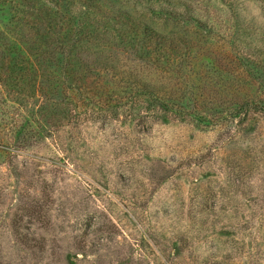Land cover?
<instances>
[{"label":"rangeland","instance_id":"obj_1","mask_svg":"<svg viewBox=\"0 0 264 264\" xmlns=\"http://www.w3.org/2000/svg\"><path fill=\"white\" fill-rule=\"evenodd\" d=\"M108 3L169 58L96 41L109 76L76 50L65 91L21 97L5 45L38 41L4 22L0 264H264V4ZM133 77L160 100L123 95Z\"/></svg>","mask_w":264,"mask_h":264},{"label":"trees","instance_id":"obj_2","mask_svg":"<svg viewBox=\"0 0 264 264\" xmlns=\"http://www.w3.org/2000/svg\"><path fill=\"white\" fill-rule=\"evenodd\" d=\"M108 1L0 0V34L8 35L6 33L8 28L4 27L5 21L11 25L14 18L21 17V21L26 19L29 24L31 23L30 30H34L35 34L33 38L38 41L36 46L33 44V47L27 50L22 49L25 43H15L16 38L12 39L10 45H5L10 47L4 52L15 57L11 58L6 73L16 75V82L12 80L9 82L14 84L12 87L17 95L23 97L25 93L32 95V92L33 95L35 92L44 94L48 90V83H51L50 93L57 90L65 91L66 88L63 86L66 81L75 82V79L71 78L72 67L82 61L76 57L79 54L85 58H92V69L98 76L101 73L99 70L105 71L103 72L105 76H109L107 70L111 68L107 64L108 57L100 55L98 50L100 46L97 48L96 41L105 39L104 45L114 46L122 53L139 51L140 55L136 57L139 60L152 55L156 56L157 61L160 59L164 61V58L176 49L173 46L168 49L159 33H155L144 24L140 27V22L131 13L112 9ZM260 1L264 4V0ZM4 16H9V19H5ZM109 38H113L117 43L110 41ZM46 41L53 45L49 51ZM84 44H92L94 49L89 50V47H83ZM76 50H79V54H75ZM4 57L8 58L6 55ZM3 62L4 59L0 62V70H4V67H1ZM28 71L31 73L29 79L25 78ZM56 72L59 74L56 75ZM122 86L127 90L123 95H127L130 100L146 95L154 100H160L154 94V88L144 83L142 79L128 80Z\"/></svg>","mask_w":264,"mask_h":264}]
</instances>
